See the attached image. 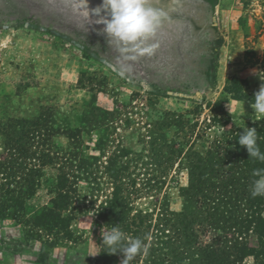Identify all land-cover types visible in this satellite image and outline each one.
<instances>
[{"label": "rangeland", "instance_id": "obj_1", "mask_svg": "<svg viewBox=\"0 0 264 264\" xmlns=\"http://www.w3.org/2000/svg\"><path fill=\"white\" fill-rule=\"evenodd\" d=\"M47 1L78 14L61 0H0V122L34 120L48 110L56 128L77 130L84 127L85 115L94 114L95 105L119 114L107 128L93 123L92 131L83 134L84 156L97 158L90 160V176L78 175L81 145L63 136L54 139V145L74 159L70 162L76 183L74 204L65 213L73 216L71 227L66 233L44 236V242L56 245L48 250L16 221L0 218V264H98L106 246L102 233L111 231L98 215L113 192L115 181L107 167L119 156L120 146L151 156L149 136L154 139L155 133L148 125L167 112L193 113L188 117L199 122L196 134L203 136L197 149L231 128L248 123L264 126V117L251 107L264 85V0H149L147 6L162 14L156 37L145 45H155L151 55L121 51L124 46L104 33V21L110 16L98 10L103 0H90L95 17L84 19L50 8ZM234 78L240 82L232 88H241L242 101L225 91ZM80 79L88 87L104 80L106 92H90ZM217 102L230 114L231 123L204 131L218 114ZM165 133L169 140L180 137L176 128ZM100 138L105 144L96 151ZM4 144L0 136V157H6ZM148 159L132 164L124 175L127 183H136L131 206L152 213L157 201L169 193L172 207L179 209V187L187 184L186 171L174 169L161 193H137L157 176ZM57 179V170L44 171L37 194L27 201V219L52 206ZM253 263L252 257L246 260Z\"/></svg>", "mask_w": 264, "mask_h": 264}, {"label": "trees", "instance_id": "obj_2", "mask_svg": "<svg viewBox=\"0 0 264 264\" xmlns=\"http://www.w3.org/2000/svg\"><path fill=\"white\" fill-rule=\"evenodd\" d=\"M239 82L234 78L225 91L234 100L242 101L241 88H232ZM80 85L90 92H106L104 80L88 87L80 79ZM93 100L96 104V98ZM215 108L218 114L204 131L231 123V116L221 102H217ZM91 110L95 111L90 114L94 119L85 115L84 127L77 130L56 128L54 114L48 110L34 120L0 122L6 152V157H0V218L16 221L30 237L45 243L48 250L56 245L44 242V236L63 234L71 227L73 216L65 213L74 204L76 186L72 182L73 164H70L74 159L55 146L54 139L63 136L81 145L78 147V175L90 176L93 174L90 160L97 158L84 156L83 134L87 129L92 131L93 123L107 128V123L112 124L119 114L116 109L106 110L96 105ZM192 114L167 112L162 119L148 125L155 133L154 139L149 136L152 148L148 154L151 156L119 147V156L110 160L107 167L115 181L113 192L98 217L105 219L109 228L119 227L125 235V243L135 238L145 243L147 254L137 255L132 260L134 264H246L249 257L253 258V264H264V196L251 195L254 181L264 176V162L250 157L246 148L238 143L243 132L254 127L258 147L264 153V126L248 123L231 128L208 146L197 149V141L203 136L196 134L199 122L189 118ZM172 128L179 131L180 137L169 140L165 131ZM193 136H196L194 141ZM104 141L100 138L96 151H102ZM190 143L192 145L186 149ZM144 158L150 159L157 176L149 179L146 189L137 193H161L174 169L186 171L187 184L179 187V209L172 207L169 193L157 201L152 213L131 206L136 183H127L124 175L129 173L132 164ZM48 168L58 172L56 197L51 207L27 219L24 216L27 201L37 194ZM120 256L123 254H112L105 246L98 264H118Z\"/></svg>", "mask_w": 264, "mask_h": 264}, {"label": "clouds", "instance_id": "obj_3", "mask_svg": "<svg viewBox=\"0 0 264 264\" xmlns=\"http://www.w3.org/2000/svg\"><path fill=\"white\" fill-rule=\"evenodd\" d=\"M149 0H103L101 9L108 13L109 19L104 21L103 31L124 47L121 51H141L151 55L155 45L145 46L154 39L161 24V13L147 6ZM254 112L264 117V85L255 94V103L251 106ZM239 145L246 148L250 157L264 162V153L257 144L256 128H248L240 136ZM251 195L264 196V176L254 181ZM103 242L112 254L122 253L121 264H130L137 255L147 254L148 248L140 238L128 240L117 226H113L107 234L102 233Z\"/></svg>", "mask_w": 264, "mask_h": 264}, {"label": "water", "instance_id": "obj_4", "mask_svg": "<svg viewBox=\"0 0 264 264\" xmlns=\"http://www.w3.org/2000/svg\"><path fill=\"white\" fill-rule=\"evenodd\" d=\"M78 1H79L78 14H74L73 12L67 11V8L66 9L58 8V6L51 5V3L49 4V2L48 1L47 2L49 4V6H51L50 8L59 9V10L63 11L66 15H68L69 17H71V18H78V19L82 18V19H84V16L85 17H93L94 18L95 16H93L91 13L94 14L95 12H94V10H92V8L88 4V2L90 0H78ZM56 4H59V2L56 3ZM59 6L66 7L65 4L64 3H61V2L59 4ZM90 14H91V16H89Z\"/></svg>", "mask_w": 264, "mask_h": 264}, {"label": "bare ground", "instance_id": "obj_5", "mask_svg": "<svg viewBox=\"0 0 264 264\" xmlns=\"http://www.w3.org/2000/svg\"><path fill=\"white\" fill-rule=\"evenodd\" d=\"M56 1H59V0H56ZM61 1H64L67 4L72 5L73 11L78 13V5H79L78 0H61ZM93 16H95V15H93Z\"/></svg>", "mask_w": 264, "mask_h": 264}]
</instances>
